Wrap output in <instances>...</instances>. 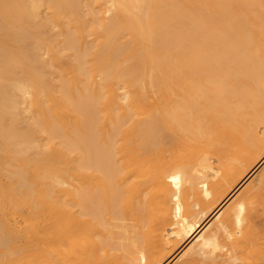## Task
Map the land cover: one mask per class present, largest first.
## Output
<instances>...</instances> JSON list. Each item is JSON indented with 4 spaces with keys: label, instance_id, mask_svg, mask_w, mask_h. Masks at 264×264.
I'll return each instance as SVG.
<instances>
[{
    "label": "bare ground",
    "instance_id": "1",
    "mask_svg": "<svg viewBox=\"0 0 264 264\" xmlns=\"http://www.w3.org/2000/svg\"><path fill=\"white\" fill-rule=\"evenodd\" d=\"M263 202L264 0H0V264H264Z\"/></svg>",
    "mask_w": 264,
    "mask_h": 264
},
{
    "label": "rangeland",
    "instance_id": "2",
    "mask_svg": "<svg viewBox=\"0 0 264 264\" xmlns=\"http://www.w3.org/2000/svg\"><path fill=\"white\" fill-rule=\"evenodd\" d=\"M45 27H46V29H44V30H45L44 32L47 33L46 35H47L48 37H50L51 35L53 36V34L56 35L57 32L59 31L58 28H57V29L55 28V30H54V28H53V31H50V30H52L51 25H50V28H48L49 25H47V26H45ZM45 27H44V28H45ZM47 28H48V29H47ZM47 30L51 33V34L49 33L50 35L48 34V31H47ZM54 31H55V32H54ZM53 32H54V33H53ZM67 53H69V54H67ZM67 53L65 52L64 57H65V58H69V59H71V57H70L71 53H70V52H67ZM52 68H53V67H52ZM52 68H51V66H50L49 69H47V70H49V71H48V75L52 74V72L54 73V75L57 73V72H56V71H57L56 67L53 68L54 70H53ZM50 69H52V70H50ZM55 69H56V70H55ZM50 76H51V75H50ZM51 77H53V74H52ZM24 115H26L27 117H26V118H22L24 121H22V119L20 120V122H19V126L22 127V126L24 125V127H26V128H23V127H22V128L20 127V128L23 129V130H24V129L27 130L28 125H29L28 122H31V120H29V118H28V115H29L28 113H27V114L25 113ZM30 119H31V118H30ZM26 120H27V121H26ZM23 122H25V124H24ZM26 122L28 123V125L26 124ZM22 123H23V124H22ZM33 148H34V147H33ZM33 148L31 149L32 151L30 150V153H33V152H34V151H33ZM35 149H36V148H35ZM35 149H34V150H35ZM260 205H261V204H260ZM263 205H264V202L262 203V205H261L260 207H263V208H264ZM175 260H176V259H175ZM175 260H173L175 263L172 262V264H177V261H175Z\"/></svg>",
    "mask_w": 264,
    "mask_h": 264
}]
</instances>
